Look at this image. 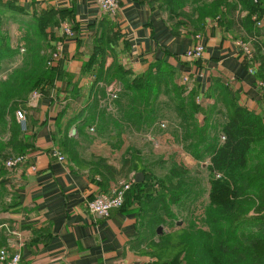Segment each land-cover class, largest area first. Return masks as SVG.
<instances>
[{
    "label": "crops",
    "instance_id": "1",
    "mask_svg": "<svg viewBox=\"0 0 264 264\" xmlns=\"http://www.w3.org/2000/svg\"><path fill=\"white\" fill-rule=\"evenodd\" d=\"M229 1L237 5L235 17L243 26L231 29L218 17H202L198 10L213 0H186L180 17L172 11L173 0H118L115 18L102 13L96 0H0V81L21 67L35 26L40 32L34 40L52 44L48 53L56 73L20 109L28 117V130L27 120L21 124L32 145L26 160L14 169L2 163L0 251L20 253L22 264H157L149 246L151 230L143 226L135 204L113 210L108 218L87 208L98 195L135 180L138 162L114 163L112 145L121 133L110 127H136L117 117L118 108L106 109L114 117H85L83 110L114 101L111 90L123 84L117 78L109 83L107 75H143L159 66L207 97L204 106L218 100L220 113L230 96L264 118V89L254 61L255 46L264 53V0ZM198 35L205 52L192 60L186 55ZM241 42L250 46L252 60ZM160 121L141 124V135L160 136L162 125L169 128ZM55 150L65 155L64 162L54 158ZM118 153L123 154L121 147Z\"/></svg>",
    "mask_w": 264,
    "mask_h": 264
},
{
    "label": "trees",
    "instance_id": "2",
    "mask_svg": "<svg viewBox=\"0 0 264 264\" xmlns=\"http://www.w3.org/2000/svg\"><path fill=\"white\" fill-rule=\"evenodd\" d=\"M185 1L173 0L171 3L172 11L177 14H175L177 17L178 14H180L179 17L182 15L178 9L183 10ZM223 3V0H214L209 8L204 7L203 10H198V13L201 12L204 18L205 16L210 19H217L216 17H218V21L223 22V24L226 22L231 29L237 28L239 24L243 26L241 18L235 17L237 5L228 1L225 2V9H221L220 5ZM39 23L43 24L44 22L40 21ZM26 44L27 53L21 67L15 69L6 80L0 81V124L5 126L3 127L5 130L0 132V177L6 174V169L2 166L3 162L5 163L11 156L14 158L26 155L32 148L31 138L27 137V133L18 119L17 111L22 109V104L34 91L42 90L47 82L52 83L56 77L52 59L49 60L50 52L48 53V50L53 48L51 42L41 43L28 39ZM254 61L258 63L256 75L264 83V53L259 46H255ZM158 77L159 79L169 77L171 79L170 84L175 88L181 85L179 83L180 78L174 72L159 66L151 67L143 75H135L131 71H129V76L120 72L107 75L109 83L116 78L120 79L125 89L121 91L119 99L114 100L111 104L107 103L105 109L100 106L99 102L88 104L83 110L87 114L85 117H114L112 111L108 112L106 109L118 108L119 115L117 117H123L125 122L131 123L134 127L155 123L162 117H140L137 105H141V99L140 102L135 100L134 108H131L133 106L129 107L123 100L129 96L135 82H149L151 78L157 80ZM158 81L160 80L156 82ZM215 85L221 86L220 83H215ZM192 90L191 101L195 103L196 97L200 95L194 88ZM218 102L217 100L214 105L209 106H198L195 103L194 106L198 108L195 112L203 116L202 120L204 119L205 123L197 128L193 118L182 117L180 128L188 134L185 143L191 141V144H194L188 149L195 159L200 155H209L208 171L212 176L210 182L212 204L209 206V211L223 216L222 220L230 226L229 233L231 235L236 232L237 224L244 219L242 216L243 206L241 205L244 203L243 198L250 199L257 196L255 200H264V118L238 105L236 100L230 96L227 98L224 108L222 107V112L219 113ZM114 104L117 107H113ZM213 107L217 110H214ZM130 109H133L132 113H130ZM223 116L224 121L222 120ZM25 120H27L26 130H28V117H25ZM144 121L147 123H143ZM89 123H91L90 120L86 122L88 125ZM114 125H119V123H114ZM6 126H9L10 129L9 137L3 142L2 136L8 134ZM193 127H196L194 132L191 131ZM103 129L101 126L100 130ZM211 134H214V137H211ZM194 147L196 148L192 149ZM4 159L6 161H2ZM138 167L137 171L142 172L143 169L138 170ZM170 174L172 177H178L175 169H172ZM217 177L218 179L215 180ZM141 185L143 184L136 182L134 184L138 187ZM253 187L259 192L258 194L256 190H252ZM129 192L130 190L127 192L124 205L120 209L127 206L128 203L133 204V201L128 199ZM2 193L3 189L0 188V195ZM154 199L155 206L152 207L153 209L165 201L161 195ZM178 200H180V196L171 198V201L174 202ZM211 212H206L207 217H212ZM150 214L141 216L139 212L143 226L151 230L150 236L152 237V225L155 228L156 224L162 221V217L151 218ZM145 223H149V225ZM155 230L157 232V229ZM189 235L184 227H178L166 234L163 232L158 234L166 245L163 247L150 245L151 256L157 259V264H174L180 257H182L184 264H240L237 256L242 253L246 255L244 250L238 253L220 249L216 245L214 236L203 232L201 229H196L197 236H194L193 239H189ZM250 244L251 247H248L250 251L247 252V255L250 256L249 261H247L248 264H264V236H259L257 240H250Z\"/></svg>",
    "mask_w": 264,
    "mask_h": 264
},
{
    "label": "rangeland",
    "instance_id": "3",
    "mask_svg": "<svg viewBox=\"0 0 264 264\" xmlns=\"http://www.w3.org/2000/svg\"><path fill=\"white\" fill-rule=\"evenodd\" d=\"M187 1L189 2V0ZM190 1L199 2L200 0ZM228 1L225 0L226 3ZM178 11H181V9H178ZM52 27L50 25V28ZM38 31L40 32L39 27L35 26L29 32L28 39H36L33 36ZM157 80L160 81L156 82ZM157 80L151 78L149 82H135L129 96L123 101L129 107L133 106L131 108H134L136 101L140 102L141 99V105H137L140 117H162L158 120L169 123V128L167 126L161 128L164 132L160 136L154 135V133L150 136L146 132L141 135V125L136 126L135 129L133 127L126 128V125L122 123L110 127L114 133H121L119 141L112 145L116 148L112 152L116 155V158L113 157L114 155L112 156L115 159L114 163L116 162L120 166L125 159H129L132 165L138 162V170L143 169L139 173H142L145 179L140 187L134 186L135 180L133 181V177L128 178L127 182L120 185L131 183L132 187L128 199H131L133 204L138 207L141 216L152 213L150 214L151 218L162 217V221L156 224L155 228L152 225L150 245H158L159 247L166 245L165 241L159 238L156 230L154 231L158 227H162L164 234L172 232L178 227H184L185 231L190 234L189 239L197 236L196 229H201L203 232L214 236L216 245L226 252L236 251L239 253L244 250L246 255L242 253L237 256L239 258L237 260L240 264H248L247 261H249L250 256L247 255V252L250 251L248 250L250 249L248 247H251L249 246L251 245L250 240H257L259 236H264V200H255L257 196L250 199L243 198L244 203H241V205L243 206L242 216H244V219L237 224L236 232L230 235V226L222 220L223 216L209 211V206L212 204L210 198L212 176L208 171L209 155H200L195 159L190 154V149H188L189 146L191 147L194 144H191V141L185 143L187 132L182 129L179 131V128L176 130L177 126L180 127V123H182V117L193 118L194 125L197 128L205 123L204 119L200 120L203 116L195 112L198 108L194 104L196 103L198 106L206 105L207 97L201 98L198 96L194 103L191 101L193 90L189 89V86L182 79L179 81L181 85L176 88L170 84L171 79L169 77L160 79L158 77ZM120 88H113L117 95L122 93L121 91L125 89V86L122 85ZM34 92L36 93V91ZM210 100L212 99L210 98ZM113 107H116L115 104ZM114 109L117 108H113V111ZM214 110H217V108ZM132 111L133 109H130V113ZM3 127L5 126L0 124V132L5 130ZM6 128L8 134L2 136V141H6L9 137V126H6ZM195 129L196 127H193L191 131L194 132ZM211 137H214V134H211ZM120 147L123 154L118 153ZM172 169L177 170L178 177L171 176L170 171ZM217 179L218 177L215 178V180ZM252 190L256 189L253 187ZM160 195L164 197L165 201L153 209L152 207L155 206L154 198ZM173 196H180V200L177 202L171 201ZM206 212H211L212 217H207ZM147 224L149 225V223ZM174 264H184L182 257Z\"/></svg>",
    "mask_w": 264,
    "mask_h": 264
},
{
    "label": "built area",
    "instance_id": "4",
    "mask_svg": "<svg viewBox=\"0 0 264 264\" xmlns=\"http://www.w3.org/2000/svg\"><path fill=\"white\" fill-rule=\"evenodd\" d=\"M98 7L100 8L101 12L105 15L115 18L118 12L119 4L118 0H96ZM255 3L258 0H254ZM197 39L199 40L197 45H195L192 49L187 52V58L192 60H199L203 57L205 52V46L201 43V36L198 35ZM241 48L243 49L244 54L246 55L247 59H253V52L248 44L240 43ZM251 73L254 71L251 70ZM261 87L264 89V83H261ZM112 89L111 90V97L112 100L117 99L116 92ZM18 119L22 122H25V112L23 110L17 111ZM164 128L165 126L162 125ZM53 156L57 158L58 161L64 162L65 156L58 150L53 152ZM26 158L24 156H18L11 159H8L5 163L7 168L14 169L17 166L21 165ZM35 170V168H34ZM131 184H125L116 189L112 194H100L91 201L88 202L87 208L88 211L93 215H98L103 218H108L111 215L113 210L120 209L125 202V196L127 192L131 189ZM22 256L20 253H11L7 249H3L0 251V264H22Z\"/></svg>",
    "mask_w": 264,
    "mask_h": 264
},
{
    "label": "water",
    "instance_id": "5",
    "mask_svg": "<svg viewBox=\"0 0 264 264\" xmlns=\"http://www.w3.org/2000/svg\"><path fill=\"white\" fill-rule=\"evenodd\" d=\"M144 176H143V174L142 173H137V175H136V178H135V182L136 183H142V182H144ZM157 233L158 234H161L162 233V227H159L158 229H157Z\"/></svg>",
    "mask_w": 264,
    "mask_h": 264
}]
</instances>
